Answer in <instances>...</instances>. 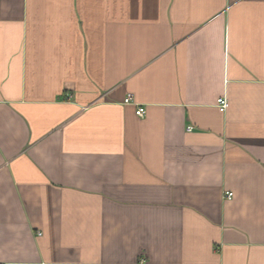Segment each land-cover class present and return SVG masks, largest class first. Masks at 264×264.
<instances>
[{
    "label": "crops",
    "instance_id": "obj_1",
    "mask_svg": "<svg viewBox=\"0 0 264 264\" xmlns=\"http://www.w3.org/2000/svg\"><path fill=\"white\" fill-rule=\"evenodd\" d=\"M0 264H264V0H0Z\"/></svg>",
    "mask_w": 264,
    "mask_h": 264
},
{
    "label": "built area",
    "instance_id": "obj_2",
    "mask_svg": "<svg viewBox=\"0 0 264 264\" xmlns=\"http://www.w3.org/2000/svg\"><path fill=\"white\" fill-rule=\"evenodd\" d=\"M132 101H131V97L130 96H128V97H126V99H124V103L125 104H130ZM217 107H218V109H219V111L220 112H224L226 109H227V107H228V103H227V101H226V99L224 98V97H222V98H219L218 100H217ZM136 114H137V116H139V117H143L144 116V114H145V109H144V107H142V106H138L137 107V110H136ZM232 193H226L225 194V198L227 199V200H230L231 198H232Z\"/></svg>",
    "mask_w": 264,
    "mask_h": 264
}]
</instances>
